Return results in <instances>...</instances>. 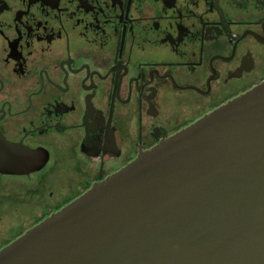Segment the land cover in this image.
Returning a JSON list of instances; mask_svg holds the SVG:
<instances>
[{"label":"flooded vegetation","instance_id":"obj_1","mask_svg":"<svg viewBox=\"0 0 264 264\" xmlns=\"http://www.w3.org/2000/svg\"><path fill=\"white\" fill-rule=\"evenodd\" d=\"M262 82L264 0H0V139L47 153L0 206L27 230Z\"/></svg>","mask_w":264,"mask_h":264},{"label":"water","instance_id":"obj_2","mask_svg":"<svg viewBox=\"0 0 264 264\" xmlns=\"http://www.w3.org/2000/svg\"><path fill=\"white\" fill-rule=\"evenodd\" d=\"M0 140L2 173L47 160ZM0 264H264V82L27 229Z\"/></svg>","mask_w":264,"mask_h":264},{"label":"rangeland","instance_id":"obj_3","mask_svg":"<svg viewBox=\"0 0 264 264\" xmlns=\"http://www.w3.org/2000/svg\"><path fill=\"white\" fill-rule=\"evenodd\" d=\"M9 205L8 202L0 206V248L11 242L26 231L33 220L24 217V208L19 204Z\"/></svg>","mask_w":264,"mask_h":264}]
</instances>
